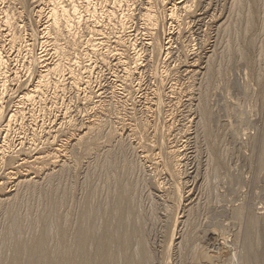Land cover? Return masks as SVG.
<instances>
[{
    "label": "rangeland",
    "instance_id": "obj_1",
    "mask_svg": "<svg viewBox=\"0 0 264 264\" xmlns=\"http://www.w3.org/2000/svg\"><path fill=\"white\" fill-rule=\"evenodd\" d=\"M73 1L83 9L81 0ZM128 1L136 16L138 3ZM189 1V15L178 13V25L165 22L164 29L154 33L155 46L141 54L137 70L129 60L134 51L115 47L132 70L123 85L113 77L119 72L116 67L98 65L88 71L89 59L77 53L73 60L84 82L78 94L65 90L52 112L48 101L46 109L35 108V123L48 127L61 115L59 105L67 108L70 125L59 127L55 147L69 134L83 132L98 103L95 118L103 129L92 135L98 141L79 140L66 149L60 166L9 185L6 174L14 171L10 157L22 160L38 151L20 150L18 130H11L9 157L0 160V191H9L0 194V263L9 258L12 221L20 227V238L43 234L47 249L61 252L71 247L85 204L92 202L104 220L115 194L125 188L141 232L130 240L127 257L144 249L138 264H264V0ZM34 2L0 0V16L9 15L24 39L18 49L23 51L8 50L7 31L0 25V56L6 60L4 67L28 84L37 70L36 59L44 54L40 40L29 37L37 28ZM121 2L119 11L125 13ZM111 3L93 4L96 10H112ZM141 24L133 20L123 31L113 24L103 33L111 41L117 33L137 38L139 45ZM92 30L81 23L72 33L84 38ZM111 41L108 46L114 48ZM157 46L166 53L157 55ZM14 91L7 84L0 94ZM51 96L50 91L48 100ZM145 104H155L154 110L147 112ZM5 135L0 132V144ZM39 148L51 149L43 142ZM173 148L179 153L172 156ZM57 233L63 238H56ZM250 234L257 260L248 254L245 239ZM163 257L168 258L165 263Z\"/></svg>",
    "mask_w": 264,
    "mask_h": 264
},
{
    "label": "bare ground",
    "instance_id": "obj_2",
    "mask_svg": "<svg viewBox=\"0 0 264 264\" xmlns=\"http://www.w3.org/2000/svg\"><path fill=\"white\" fill-rule=\"evenodd\" d=\"M94 1L96 0H81L83 9L80 10L76 7L73 0H66L65 2L63 0H35L32 12L37 28L32 31V35H29V37H32L35 42L40 40L39 45L41 44L43 47L44 54L39 56L34 63L37 66V70L33 74V81H29L31 84L19 81L18 73L4 67L6 60L0 56V89L7 84L9 87H15L14 94L12 92L10 94L6 93V96H1L0 94V129L2 133L6 134L5 140L0 144V160L9 157L10 152L7 151V154L6 150L12 147V142L8 136L14 127L18 130L17 136L20 137L18 143L20 150H38L33 156H26L22 160L10 157L8 162L15 172L6 174V176H10L8 180L12 181L8 183L9 185L23 183L27 178L31 179L30 177L36 173L60 166V163L63 162L62 159H65L68 152L66 149H68L69 145L77 144L79 140L98 141V139H93L95 135L92 136L101 128L103 129L97 117L95 118L100 112L98 103L94 106V116L85 124L83 132L80 134H69L65 141L55 147H53V142L59 127L70 125L69 116L67 117V108L59 105L61 106L60 110H62L61 115L54 116L49 121V127L39 120L40 125L35 123L37 122L35 119L38 116L34 118V115H36L34 110L37 106L40 107L41 105L42 109H46L45 104L48 101L52 105L47 108L52 112L57 107V103L61 101V96L65 90L74 92L80 85L81 73L76 70L77 63L73 60L75 54L80 53V57L83 56L89 59L90 63L85 68L88 71L98 65L104 68L110 65L116 67L119 72L115 73L113 77L123 85L128 80L132 70L126 63H122L121 54L116 48L134 51L132 58L129 60L134 66L133 69L137 70L141 54L145 53L150 47L155 46L156 40L154 37L156 35L154 33L157 34L158 29L163 30L166 23L178 25L177 14L184 13L189 15L191 8L189 0H170L169 2H167L168 0H132L133 3H138V14L135 16L131 14L132 6H129L128 0H122V5L126 8L125 13L119 11L120 7H122L119 6L122 3L121 0H112V3L108 5L112 10L109 8L96 10L97 7L93 4ZM98 12L99 14H97ZM160 13H162V17ZM133 20L141 21L142 23L141 30L136 33L142 39L141 43H139V48L136 41L137 38H125L117 33L112 37L113 41H111V38L106 37L103 33L106 27L113 26V24L115 26L119 24L120 30L123 31L128 26L130 27V23ZM81 23L89 24L93 29L84 38L81 36L77 37L72 33L74 27ZM0 25L5 32L7 31L5 36H3L8 50L16 51L21 48L20 46L23 47L24 39L21 38L19 31L15 28L16 25L12 24L9 15L0 16ZM110 41L114 48L108 46ZM169 44L167 43L168 46L165 49H170ZM156 48L157 55H161L162 52L164 54L167 51L162 46H157ZM21 51H23V48ZM85 88H88L87 85ZM50 91L52 96L48 100V92ZM98 92L96 94L99 97L101 93ZM6 106L7 108L9 107V111L4 113L3 108ZM144 106L149 113L154 110L150 104H145ZM43 111L45 112V110ZM43 111L40 113V118L43 117ZM115 136H118L117 133ZM107 138L109 139V137ZM152 138L155 140L154 136ZM42 142L51 147L50 151L39 152V146ZM162 143H164L163 140ZM159 146L157 145V147ZM173 149L172 151L170 150V155L172 154L173 156V153H179L175 148ZM153 155V160H155L158 157L157 153H153ZM160 159H162L161 155ZM22 169H25V171H20ZM7 193L0 191L1 195ZM131 203L127 190L125 188L120 189L110 203V215H107L104 220L100 217L98 218L97 213L91 207L93 205L92 202L85 204V214L73 236L72 245L70 248H68L69 245L66 246L61 252L49 251L46 247L47 239L43 234L29 239L20 238L18 236L21 233L20 227L14 220L9 232V236L13 238L12 245H9L7 249L9 258L4 259L0 264H119L122 260L129 264H138L137 258L140 257L141 253L145 252L144 249L136 253L135 256L127 257L130 240L141 236L140 227L137 225V214L130 206ZM45 223L52 231L53 227L49 219H46ZM55 237L58 239L63 238L58 233ZM245 240L246 242L248 241L246 245H248L250 258L257 260L258 256L252 252L254 248L253 236L250 234ZM166 251L169 252L168 249ZM166 251L164 253L165 256H167ZM166 259L168 258L163 257L164 263L167 261Z\"/></svg>",
    "mask_w": 264,
    "mask_h": 264
}]
</instances>
